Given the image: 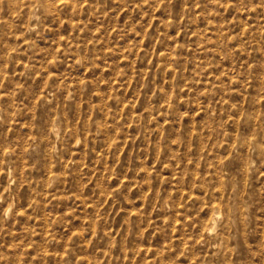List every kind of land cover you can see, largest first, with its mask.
Instances as JSON below:
<instances>
[{"label":"rangeland","instance_id":"obj_1","mask_svg":"<svg viewBox=\"0 0 264 264\" xmlns=\"http://www.w3.org/2000/svg\"><path fill=\"white\" fill-rule=\"evenodd\" d=\"M0 264H264V0H0Z\"/></svg>","mask_w":264,"mask_h":264}]
</instances>
